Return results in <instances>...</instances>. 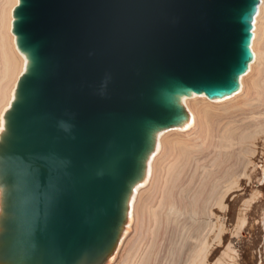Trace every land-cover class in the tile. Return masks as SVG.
Segmentation results:
<instances>
[{
  "label": "water",
  "instance_id": "obj_1",
  "mask_svg": "<svg viewBox=\"0 0 264 264\" xmlns=\"http://www.w3.org/2000/svg\"><path fill=\"white\" fill-rule=\"evenodd\" d=\"M259 0H17L0 264H106L183 98L237 93Z\"/></svg>",
  "mask_w": 264,
  "mask_h": 264
},
{
  "label": "bare ground",
  "instance_id": "obj_2",
  "mask_svg": "<svg viewBox=\"0 0 264 264\" xmlns=\"http://www.w3.org/2000/svg\"><path fill=\"white\" fill-rule=\"evenodd\" d=\"M259 1L257 14L254 18L253 39L251 43V50L254 58L249 64L247 73L240 78L239 91L232 96L215 100H209L203 95H191L188 98L182 99V103L189 115L188 121L179 127L163 130L157 135L156 147L149 157L145 177L135 186L130 198L127 223L120 242L115 253L110 257L106 264H135L136 262H146V260L150 259L148 256L151 249L154 247L151 251L154 252L155 246L159 243L155 242V245L154 241H156V233L159 230V226L162 225V221L164 224L163 227H165V222L167 221L166 223L168 224V220L170 219H172L170 221H173L174 219V223L182 220H192L191 222H193V218L196 215L198 217L196 216L195 218L202 220V222L199 223L198 227L196 226V232H193V235L190 234L191 236L188 239V247L185 246L186 253L184 255L183 264H211L210 260L213 255L217 253V247L221 244L222 236L227 230L228 224L232 223L234 220L233 210L236 204L240 201L242 203L240 208L242 210L237 211L233 228V234L236 237L241 236V233L249 230V224L252 217L255 216L253 215L255 210L260 207L261 210L264 209L263 196L261 198H256L252 194L253 196L250 197L252 199L243 200V198L238 195L239 188L241 187V184H243L242 181L244 179L248 181L252 179L254 173L256 174L255 165L253 161H251L253 159L250 158V156H253L254 154V149L256 150V144L258 145L261 141L264 145V120L261 121V118L264 116V0ZM16 4L17 0H0V130L2 127V115L9 106L16 81L22 74L25 64L24 57L17 51L14 36L11 34V13ZM243 112H245V114L247 113L246 119L248 121L254 120L256 122H250L249 125H244V127L239 126L240 128L238 126L237 128L231 127L232 129L228 128L226 123L228 129H225V127L221 128L223 132L221 131L220 135L215 136V134H218L219 132H217V128L225 119L230 118L231 116L233 119H237L239 118L238 116L242 117L244 115ZM236 122L237 120L232 123ZM228 130L229 132L227 133ZM210 150H215L216 152L219 151L218 153H226L227 155L229 154V156L225 155L227 158H236L235 156H237L236 161L239 158L238 162L241 160V163L239 164L237 171L230 173L228 172V169L225 174L223 173L224 175L221 174L222 176L220 179L217 181L213 180V182H216L215 185L212 184L213 182H208V185L206 186L210 187L211 185L209 184H212V189H209V191H213L208 197L206 196L207 194L205 195V198L207 197L206 202L201 199L204 204H207L205 206L202 205L203 209H200L201 211H199L196 209L197 204L192 206L193 203L191 202L192 204L189 203L191 207H188L184 204L186 202L182 200V198L184 199V194L186 195V198L191 194L188 191L186 194V191L184 192V190H188L190 180H193L198 173H193L191 174L192 176H189L190 180L187 181L189 184L186 182L188 188L185 186V177L189 175V173H187L189 165L190 170H192L191 168L193 165L191 166L190 162L193 161V156L196 153L201 154L203 152L205 155V152H209L210 154H208L211 156L214 152L212 151V153ZM200 156L203 155L201 154ZM196 157L194 156L195 159ZM216 160L214 159L213 161L217 163ZM225 161L229 162V160ZM197 162L198 160H196L194 166L197 165ZM199 165L201 166V164ZM193 171L194 170H192V172ZM197 171H199V169ZM199 173L202 174L201 172ZM208 174L209 173H207V175ZM218 175L220 176V173ZM191 177L194 178L191 179ZM204 177L205 176H203V178ZM214 177H217L215 176V173ZM200 182H202V180ZM194 183L197 182L195 181ZM193 188H190L191 191ZM197 189L200 191V188L197 187ZM203 192L206 191L204 190ZM202 194L204 195V193ZM259 194L260 193H258V195ZM231 198L233 199L231 200ZM151 199L157 200V205L154 204L156 201L153 202L155 207H150L149 203ZM177 202L180 204V207L179 205L177 206ZM193 202L196 203L195 201ZM262 212V217L259 219L260 222H262L264 244V210ZM258 216H260V214H258ZM255 219L254 221H257L258 218ZM196 222L194 224H196ZM181 223L184 224V222ZM193 223H191V225ZM173 226L174 225H172V227ZM252 226L254 227V224ZM189 228L185 227V229ZM165 229L164 231L166 232L168 228ZM158 234L159 232L157 233V236H159ZM161 236H163V234H161ZM232 242H235V247H238V244L243 242V239L238 237L236 241L229 242V247H227L228 250L231 251L230 254L236 249L231 246ZM238 252L240 253L235 252L236 255L234 254V256L223 253L220 255L221 257L215 260L212 264H244L243 253L239 250ZM150 254L152 256V253ZM225 257L230 259L229 262L225 261ZM260 258L262 260V255ZM260 264H264V258Z\"/></svg>",
  "mask_w": 264,
  "mask_h": 264
},
{
  "label": "rangeland",
  "instance_id": "obj_3",
  "mask_svg": "<svg viewBox=\"0 0 264 264\" xmlns=\"http://www.w3.org/2000/svg\"><path fill=\"white\" fill-rule=\"evenodd\" d=\"M245 109H246V107H245ZM244 113V115L243 114H241V115H243L242 117L241 116H238L239 118H232V116L230 117V118H227V119H225L224 121H223V123H221V125H219V127L217 128L218 130H217V132H218V134L216 133L215 134V136L216 135H220V132L222 131V129L221 128H224L225 127V129L227 128V125H228V128H233V127H235V128H237V126L239 127H244V125L246 126V125H249L250 124V122L252 123H255L256 121H252V120H247L246 119V114H245V112H243ZM246 120H245V119ZM262 118H264V116L262 117ZM261 118V121L262 120H264V119H262ZM243 119V120H242ZM234 120V121H233ZM235 120H237V124L236 123H232V122H235ZM241 122V124H240V122ZM258 121V120H257ZM246 122V123H245ZM249 122V123H248ZM226 123H227V125H226ZM239 123V124H238ZM243 123V124H242ZM248 123V124H247ZM223 125V126H222ZM239 127V128H240ZM227 128V129H228ZM231 128V129H232ZM231 129H229V130H231ZM224 130V129H223ZM229 130L227 131V133L229 132ZM223 132V131H222ZM222 134V133H221ZM196 142H199V141H196ZM260 144V145H259ZM199 145V144H198ZM255 148H256V150L254 149V154H253V156L251 155L250 156V158L251 159H253V160H251V161H253V163H254V165H255V171H256V174L254 175H252L253 177H252V179H250V180H243L242 182H243V184H241V187L239 188V191H238V195H240L242 198H243V200H250V199H252V198H250V197H252L253 195L256 197V198H261L262 196L264 197V145H263V142H259L258 143V145L256 144V146H255ZM253 149V148H252ZM213 150H210V152H212ZM257 151V152H256ZM214 152V153H213ZM211 154V156L209 155L210 153L209 152H205L206 153V155L207 156H209V157H207L205 154H204V152L203 153H201L203 156H200L201 154H195L194 156L196 157V159L194 158V156H193V164H192V162H190V164H191V166L193 165V167L195 168L196 166L198 167H196L195 169L192 167L191 169L192 170H194L193 172H192V170H190V165H189V169H188V172L187 173H189V175L187 176V177H185L186 178V180H185V186L187 187L188 185H187V183L189 184V182H187V181H189L190 180V175L191 174H193V173H198V175L196 174V176L195 175H193V176H195V178L193 179L192 177H191V179H193V180H190V184H189V188H188V190H184V192L187 194V191L188 192H190L191 194V196L190 195H188L187 196V198L185 197L186 195L184 194V199L182 198V200H184V202H186V203H184V204H186V206H188V207H191V205L190 204H192V206L194 205V204H197L195 207H196V209H198L199 211H201L200 209H203V206L202 205H206L207 203H205L204 204V202H203V200H205V202H206V198L210 195V193L213 191V190H210L209 191V189H212V187L211 186H213V185H215L216 184V182L215 181H217L218 179H220L221 178V174H225L227 171H228V169H229V171L228 172H230V173H233V172H235V171H237L238 170V168H239V164L241 163V160H240V162H238L239 161V158H238V160L236 161V158H237V156H235L236 158H233V157H228L227 158V156H229V154L227 155L226 153H218V152H216L215 150L213 151ZM209 153V154H208ZM214 154H216V155H214ZM222 155V156H221ZM225 155H227V156H225ZM199 156V157H198ZM218 156H220V157H218ZM224 156V157H223ZM221 158V159H217V158ZM253 157V158H252ZM203 158H204V162H203ZM206 158V159H205ZM225 158V159H224ZM171 159V158H170ZM199 159H200V161H199ZM202 159V160H201ZM209 159V160H208ZM211 159V160H210ZM216 160L217 161V163L215 162V161H213V160ZM233 159V160H232ZM234 159H235V161H234ZM196 160H198V162H197V165L196 166H194L196 163ZM208 160V161H207ZM225 160H229V162L228 161H225ZM195 161V162H194ZM219 161V162H218ZM231 161V162H230ZM208 162V163H207ZM211 162V163H210ZM223 162V163H222ZM227 162V163H226ZM236 162H237V164H236ZM206 163V164H205ZM221 163V164H220ZM225 163V164H224ZM236 164V165H234V164ZM199 164H201V166L199 165ZM232 164V165H231ZM199 165V166H198ZM211 165H213V166H211ZM215 165V166H214ZM221 167H220V166ZM224 165V166H223ZM231 165V166H230ZM234 165V166H233ZM203 166V167H202ZM208 166V167H207ZM211 166V167H210ZM223 166V167H222ZM200 167H201V169H200ZM233 167V168H232ZM252 167V166H251ZM203 168V169H202ZM212 168H215V169H217V170H215V169H212ZM199 169V171H197ZM210 169V170H209ZM222 169H223V171H222ZM230 169H232V170H230ZM190 170V171H189ZM214 170V171H213ZM217 171V172H216ZM220 171V172H219ZM222 171V172H221ZM199 172H201L202 174H200ZM205 174H204V173ZM210 172H211V174H210ZM207 173H209L208 175H207ZM214 173H215V176H217V177H219V178H215L214 177ZM220 173V176L218 175ZM217 174V175H216ZM223 174V175H224ZM228 174V173H227ZM207 175V176H206ZM213 175V176H212ZM192 176V175H191ZM200 176H201V178H200ZM203 176H205L204 178H203ZM209 176V177H208ZM211 177V178H210ZM202 180V182H200L201 180ZM203 178V179H202ZM214 178V179H213ZM197 179H199V180H197ZM207 179V180H206ZM210 179V180H209ZM206 180V181H205ZM209 180V181H208ZM212 180V181H211ZM213 180H215L214 182H213ZM197 182V183H194V182ZM187 182V183H186ZM204 182H205V184H204ZM208 182L209 183H212V184H209V185H211L210 187L208 186H206V185H208ZM251 182V183H250ZM200 183V184H199ZM202 184V185H201ZM197 185V186H196ZM200 187H199V186ZM186 187H185V189H186ZM194 187V188H193ZM196 187V188H195ZM197 187L198 188H200V191H198V189H197ZM190 188H193L192 189V191H191V189ZM204 188V189H203ZM207 188V189H206ZM196 190V191H195ZM206 191V192H203V191ZM207 190H208V192H209V194H208V192H207ZM244 191V192H243ZM183 192V193H184ZM196 192V193H195ZM201 194H200V193ZM245 192H247V193H245ZM198 193V194H197ZM202 193H204V195L202 194ZM258 193H260L259 195H258ZM263 193V194H262ZM207 194V195H206ZM253 194V195H252ZM183 195V194H182ZM205 195L207 196L206 198H205ZM258 195V196H257ZM196 196H198V197H196ZM201 196V197H200ZM260 196V197H259ZM183 197V196H182ZM189 197V198H188ZM153 198H155V197H153ZM157 199V198H156ZM195 199V200H194ZM201 199H203V200H201ZM233 198H231V200H232ZM186 200V201H185ZM154 201H156V202H154ZM193 201H195L196 203H194ZM199 201V202H198ZM153 202H154V204H156L157 205V200H155V199H151V201H150V207L152 206V207H155V205L153 204ZM187 202H188V204L190 205H188L187 204ZM192 202V203H191ZM198 202V203H197ZM151 204H153V205H151ZM201 205V207H200V205ZM179 205V207H180V204L177 202V206ZM241 205H242V203H241V201L240 202H238L237 204H236V206L234 207V214H233V218H234V220H233V222L232 223H230V224H228V226H227V230L225 231V233L223 234V236H222V241H221V244H220V246H218L217 247V253L215 254V255H213V257H212V259L210 260V263L212 264L215 260H217L218 258H220L221 256V254H223V253H227L228 251V253L227 254H230V250H228V245H229V242L230 241H236V239L239 237H241V239H243V242H241V243H239L238 244V247H235L236 246V243L235 242H232V244H231V246H233V247H235L236 249L234 250V252H232L231 254H230V256H234V254L236 255V253H240V252H238V250L239 251H241V253H243V256H244V264H260L261 263V261L263 260V258H264V244H263V227H262V222H260V219H261V217H262V211L264 210H261V207L260 208H258V209H256L255 210V212H254V214L253 215H255V216H253L252 217V219H251V221H250V224H249V230L247 231V232H243V233H241L240 235L241 236H235L233 233H234V225H235V218H236V215H237V211L238 210H242V209H240L241 208ZM263 208H264V203H263ZM197 210V211H198ZM258 212H260V213H258ZM258 214H260V216H258ZM197 216V215H196ZM196 216H194V218H193V222H194V220H195V222H196V220H197V222H196V224H194L193 222H191L192 220H182V221H177V223H174L175 221H174V219H173V221H170V220H172V219H170V220H168L169 222H168V224L165 222V220H164V222H165V224H166V229H165V227H163V221H162V225L161 226H159V230L157 231V233L159 232V236H157V233H156V241H154V244H155V242H159V243H157V245L155 246V250H154V252H151L152 251V249H154V247L151 249V251H150V253H152V256H151V254L149 253V256H148V258L150 257V259H148V260H146V262H139V263H135V264H183V262H184V255H185V253H186V248H185V246H187L188 247V239H189V237L191 236L190 234H194L196 231V226L198 227V225H199V223L200 222H202V220H200V219H198V218H195ZM198 217V216H197ZM257 219V221H254V219ZM255 219V220H256ZM189 223H188V222ZM181 222H184V224L183 223H181ZM185 222H187V223H185ZM191 223H193L192 225H191ZM176 224V225H175ZM178 224H179V226H178ZM182 224V225H181ZM254 224V227L252 226ZM172 225H174V226H176V227H172ZM191 225V227L189 228V226ZM194 225V226H193ZM179 228H178V227ZM188 226V227H187ZM160 227H161V229H160ZM185 227L186 228H189V229H185ZM253 227V228H252ZM184 228V229H183ZM164 229L166 230V232L164 231ZM180 229H181V231H180ZM229 229V230H228ZM190 230H191V232H190ZM178 233H177V232ZM161 232V233H160ZM194 232V233H193ZM175 233V234H174ZM161 234H163V236H161ZM166 234V235H165ZM181 234V235H180ZM183 234V235H182ZM186 234V235H185ZM174 235V236H173ZM179 235V236H178ZM183 237V238H182ZM165 238V239H164ZM236 238V239H235ZM158 239H162V240H158ZM184 239V240H183ZM158 240V241H157ZM226 240V241H225ZM181 241V242H180ZM225 241V242H224ZM161 242V243H160ZM184 242V243H183ZM163 243V244H162ZM182 243V244H181ZM163 246H162V245ZM183 244H184V246H183ZM228 246V247H227ZM162 247V248H161ZM232 247V248H233ZM157 248V249H156ZM159 248V249H158ZM158 250H160V251H158ZM236 252V253H235ZM154 254V255H153ZM156 255H158V256H156ZM261 255H262V260H261ZM229 260L230 259H228V257H225V261H228L229 262ZM231 262V261H230ZM248 262H250V263H248Z\"/></svg>",
  "mask_w": 264,
  "mask_h": 264
}]
</instances>
